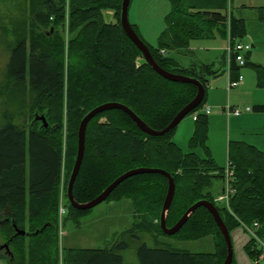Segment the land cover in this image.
I'll return each instance as SVG.
<instances>
[{
    "label": "trees",
    "instance_id": "16d2710c",
    "mask_svg": "<svg viewBox=\"0 0 264 264\" xmlns=\"http://www.w3.org/2000/svg\"><path fill=\"white\" fill-rule=\"evenodd\" d=\"M172 11L158 47L148 46L164 70L199 80L205 88L202 104L188 116L198 114L192 146L206 147L208 115L206 105L209 78L222 75L213 66H181L170 52L187 49L190 41L210 35L217 27L232 44L246 35L245 20L228 12L231 0H168ZM123 0H0V40L9 58L0 82V232L13 251L11 264H128L109 249L60 247V195L68 215L80 228L81 218L91 210L73 208L67 185L78 151V131L83 118L105 103H120L132 110L150 128L166 129L177 114L197 95L193 84L169 81L146 62L127 37L120 23ZM104 10L114 12L115 22L104 20ZM264 24V7L257 8ZM31 18H30V17ZM229 22V23H228ZM67 26L66 41L60 28ZM133 29L138 34L134 25ZM139 35V34H138ZM246 56V66L248 63ZM241 67L233 56L231 78ZM28 82V83H27ZM27 84L29 90L27 89ZM31 95V114L47 120L20 126L8 99ZM23 102V100H22ZM252 111L264 112V105ZM187 116V117H188ZM178 127V126H177ZM177 127L163 136L142 132L122 110H108L91 119L86 130L83 162L74 184L78 203L98 197L121 175L140 168L161 169L175 181V195L166 225L172 228L197 202L209 201L218 209L230 234L246 226L250 236L244 250L255 262L264 256V152L244 142L229 144L228 160L234 170V194L230 210L215 202L224 189V168L211 157L183 151L174 141ZM29 156V159H28ZM29 163V167H28ZM223 186L214 193V181ZM214 188V189H213ZM169 189L161 174H142L125 180L106 202L130 200L135 222L132 231L157 234L183 241L212 237L215 251L189 253L169 247L138 250L141 264H223L227 244L213 215L198 208L175 235L163 233L161 214ZM258 223L259 227L254 226ZM14 224L30 231L15 236ZM46 228L40 231L44 226ZM30 236V237H29ZM27 240L30 244L26 247ZM120 249L127 244L121 243ZM232 264H237L234 257Z\"/></svg>",
    "mask_w": 264,
    "mask_h": 264
},
{
    "label": "rangeland",
    "instance_id": "374dc122",
    "mask_svg": "<svg viewBox=\"0 0 264 264\" xmlns=\"http://www.w3.org/2000/svg\"><path fill=\"white\" fill-rule=\"evenodd\" d=\"M251 0H231L229 8L235 11L237 16L238 10L243 5H249ZM258 7V6H257ZM257 7L248 8L243 11L245 19L246 35L241 39L247 44H254L251 54L248 57V65L240 69V75L243 77L242 86L232 89L230 92L218 89L220 84L229 81V63L227 49L230 45V37L227 31L226 36L219 28H213L210 35L200 39L190 41L187 49L181 51L175 50L170 52V56L178 60L185 68L192 65L213 66L215 70L221 69L222 75L218 78H209V87L206 105L201 113H204L206 107H210L212 112L208 115V131L206 147L192 146L191 139L195 130L194 117L197 113L186 117L177 127L174 133V140L178 146L185 152L195 151L200 157H211L217 168H227L229 144L235 142H244L257 147L264 152V113L252 114L244 113L243 115H255L260 119L259 125L247 126L243 123L245 116L227 117L225 108L230 105L235 108L245 109L252 107V104H264V24L258 20ZM260 7V6H259ZM172 11V6L168 0H132L129 7V22L134 25L139 36L150 47H158L161 34L166 30L168 17ZM104 20L107 23L115 22L114 12L104 10ZM30 17V16H29ZM31 18V17H30ZM228 28V26H227ZM60 33L68 41L70 35L67 26ZM4 45L0 40V82L2 72L8 62L9 52L5 53ZM247 54H245V57ZM28 83V82H27ZM29 88L27 84V89ZM29 90V89H28ZM23 100V102H22ZM8 109L15 111L20 126L28 127L32 121H39L40 113L31 114L32 99L28 91H25L24 97L14 96L8 99ZM2 107L0 106V113ZM42 122V121H39ZM254 128V129H253ZM29 159V156H28ZM29 167V163H28ZM214 193L220 190V180L214 181ZM64 181L62 182V193L60 195L61 206L64 209L65 192L63 191ZM60 206V207H61ZM68 215H59V239L60 247L66 248H88V249H109L122 256L124 262L128 264H141L138 257V250L145 245L148 248L156 249L158 247H169L175 250L186 251L189 253H212L215 251V244L212 237L197 241L177 240L173 237L161 235L143 234L132 231L134 217V208L130 200L119 202L108 201L100 204L91 210L87 215L81 218L80 228L76 227L72 218L67 226L63 224V218ZM0 213V222L3 218ZM43 229V228H42ZM37 231L38 233L42 231ZM24 230V229H23ZM1 231V230H0ZM26 235H30L28 226H26ZM35 232L34 235H37ZM240 234L245 233L244 229L239 230ZM246 234V233H245ZM25 235V236H26ZM30 237V236H29ZM126 243V249H120L119 245ZM9 246L5 241L3 234L0 232V247ZM30 244L27 240L26 247ZM245 247V245H244ZM10 249V247H9ZM234 245V256L238 260V252ZM243 251L245 252L244 248ZM14 258L13 251L10 253L0 250V264H11L9 259ZM251 261V260H250ZM251 263H253L251 261ZM62 264V261L60 262Z\"/></svg>",
    "mask_w": 264,
    "mask_h": 264
},
{
    "label": "water",
    "instance_id": "95a60500",
    "mask_svg": "<svg viewBox=\"0 0 264 264\" xmlns=\"http://www.w3.org/2000/svg\"><path fill=\"white\" fill-rule=\"evenodd\" d=\"M131 1L132 0H123L122 7H121V15H120V23L127 37L136 45V47L142 53L146 62L153 68V70L157 74H159L160 76H162L163 78L169 81L193 84L198 87V93L196 97L177 114V116L172 121V123L166 129L162 131H156L150 128L132 110H130L127 106L120 104V103H114V102L105 103L103 105L96 107L92 111H90L83 118V120L81 121L80 127H79L78 151H77L76 160L73 166V170L71 172L69 182L67 185V198L69 200L70 205L77 210H81V211L92 210L95 207L99 206L100 204L104 203L108 199V197L112 194V192L125 180L132 178L134 176H137V175H142V174H161L165 176L169 182V189H168V193L165 199V203H164L162 214H161V220H160V227L163 233L169 236H173L177 234L186 224L190 216L198 208L205 207L213 215L215 222L220 228L225 238L226 244H227L228 255L223 264H232L233 259H234V243H233L232 235L230 234L229 230L225 226L224 221L218 209L211 202L206 201V200L197 202L184 214V216L176 223L175 226H173L172 228L167 227L166 221H167L168 211L171 207V204H172V201L175 195V181L173 177L164 170L151 169V168H140V169L129 171L121 175L120 177H118L98 197H96L95 199H93L92 201L88 203H78L73 196L74 184L76 182V179L79 174V171H80V168L83 162V158H84L87 126L89 122L91 121V119L94 118L96 115L103 113L105 111H108V110H114V109L122 110L133 119V121L136 123V125L142 132L150 136H163V135L170 133L172 130H174L192 111L197 109L204 100L205 88L199 80L191 78V77H187L184 75L170 73L164 70L163 68H161L157 64V62L154 60L148 46L144 43L141 37L136 33V31L133 29L132 25L129 22L128 14H129V7L131 4ZM37 120L42 121L45 124V127L48 126L47 120L44 116L37 117ZM45 228H46V225L43 227L42 230H44ZM14 229L16 232L15 236H25L27 234L25 230L18 228L17 225L15 224H14ZM36 234H38V232ZM0 250H5L7 253H10V249L7 244L0 247Z\"/></svg>",
    "mask_w": 264,
    "mask_h": 264
},
{
    "label": "built area",
    "instance_id": "2783aa9c",
    "mask_svg": "<svg viewBox=\"0 0 264 264\" xmlns=\"http://www.w3.org/2000/svg\"><path fill=\"white\" fill-rule=\"evenodd\" d=\"M252 50V46L250 44L244 43L242 41L237 42L235 44H232L230 42V45L227 49V54H228V63L230 65L231 59L234 56L237 64L240 67H244L246 65V59H245V54H247L249 51ZM230 70V68H229ZM243 82V77L239 74L238 78L236 80L232 79L231 76L229 75V81H228V91H230L233 88H236L240 86ZM252 109L250 107H247L245 109H239L232 107L228 105L225 108V113L227 114L228 117L231 116H241L243 113H249L251 112ZM212 110L210 107H206L205 114L209 115L211 114ZM197 116H195V119ZM233 180H234V170L232 167V163L228 161L227 168L224 170V189L220 195H218L215 199V202L224 205L230 210V198L234 194L235 190L233 188ZM66 210L63 207H60L59 213L60 217H62L65 214ZM254 226L256 228L259 227L258 223H255ZM250 235L255 236V233L252 229L243 226ZM255 264H264V259L261 258L257 261L254 262Z\"/></svg>",
    "mask_w": 264,
    "mask_h": 264
},
{
    "label": "crops",
    "instance_id": "0c3cea01",
    "mask_svg": "<svg viewBox=\"0 0 264 264\" xmlns=\"http://www.w3.org/2000/svg\"><path fill=\"white\" fill-rule=\"evenodd\" d=\"M249 5L251 6V7H249L248 5H243L242 6V9L241 10H238V12H239V15L240 16H237L236 14V16L238 17V18H242V19H244V16H242L243 15V11H246L248 8H254V7H257V8H259V6L260 7H264V0H251V2L249 3ZM232 9V8H231ZM231 9L230 8H228V12L230 13V11H231ZM232 11L235 13V11L232 9ZM245 20V19H244ZM228 26V25H227ZM252 45V48L254 47V44H251ZM251 54V52L250 53H248V56ZM176 60V59H175ZM177 62H178V60H176ZM179 63V62H178ZM180 64V63H179ZM181 65V64H180ZM182 66V65H181ZM220 77V76H219ZM218 78V77H217ZM227 83L228 82H223V83H221L220 84V86H219V88L218 89H222V90H225L226 91V85H227ZM210 84V83H209ZM228 86V85H227ZM242 86V84L239 86V87H241ZM239 87H237V88H239ZM235 89V88H234ZM232 90V89H231ZM230 90V91H231ZM227 91H228V87H227ZM230 91H228V92H230ZM257 105H264V104H259V103H254V104H252V109H253V107L254 106H257ZM253 113L252 114H260V113H264V112H255V111H252ZM250 113V112H249ZM251 114V113H250ZM243 115V116H245V119H244V121H243V123L245 124V125H247V126H254L257 122V125H259V122H260V119H258V117H256L255 115ZM242 116V115H241ZM231 117H240V116H231ZM230 117V118H231ZM229 118V117H228ZM195 120V119H194ZM254 129V128H253ZM175 141V140H174ZM251 145V144H250ZM253 146V145H252ZM221 183V182H220ZM223 186V183H221L220 185H216V187H220V190H221V187ZM241 228H239V229H237V230H235L234 232H233V242H234V245H235V247L237 248V249H239L238 250V252H239V254H238V260L236 259V262H237V264H253V263H251V261H250V259L248 258V256L246 255V253L243 251V248H244V245H246L248 242H249V240H250V236L246 233H243V234H240V232H239V230H240Z\"/></svg>",
    "mask_w": 264,
    "mask_h": 264
}]
</instances>
